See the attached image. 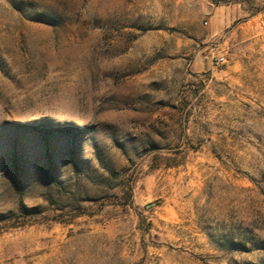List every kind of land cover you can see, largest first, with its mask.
Returning a JSON list of instances; mask_svg holds the SVG:
<instances>
[{"label": "rangeland", "instance_id": "rangeland-1", "mask_svg": "<svg viewBox=\"0 0 264 264\" xmlns=\"http://www.w3.org/2000/svg\"><path fill=\"white\" fill-rule=\"evenodd\" d=\"M0 264H264V0H0Z\"/></svg>", "mask_w": 264, "mask_h": 264}, {"label": "built area", "instance_id": "built-area-1", "mask_svg": "<svg viewBox=\"0 0 264 264\" xmlns=\"http://www.w3.org/2000/svg\"><path fill=\"white\" fill-rule=\"evenodd\" d=\"M225 63H226V59H225L224 57L219 58V60H218V64L223 65V64H225Z\"/></svg>", "mask_w": 264, "mask_h": 264}]
</instances>
